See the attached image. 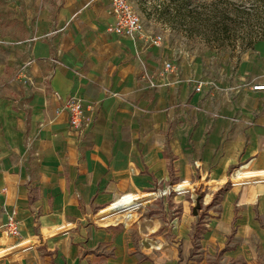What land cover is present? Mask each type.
Wrapping results in <instances>:
<instances>
[{"label":"crops","instance_id":"obj_1","mask_svg":"<svg viewBox=\"0 0 264 264\" xmlns=\"http://www.w3.org/2000/svg\"><path fill=\"white\" fill-rule=\"evenodd\" d=\"M37 14L29 148L0 159V264L181 263L197 218L187 204L173 217L165 203L135 221L118 212L155 209L144 204L155 188L188 181L184 193L210 196L229 180L205 236L224 244L238 229L223 254L264 264V90L251 88L264 77L203 101L190 79L163 73L162 42L108 31L111 0H45ZM71 96L86 107L82 136ZM13 211L19 236L4 229Z\"/></svg>","mask_w":264,"mask_h":264},{"label":"rangeland","instance_id":"obj_2","mask_svg":"<svg viewBox=\"0 0 264 264\" xmlns=\"http://www.w3.org/2000/svg\"><path fill=\"white\" fill-rule=\"evenodd\" d=\"M44 1L0 0V159L10 154L20 155L21 147L29 148L31 100L35 90V74L30 65V49L39 18L37 13L44 6ZM130 1L141 14L145 27L144 36L148 39L155 35L162 36V44L155 47L159 54L150 53L158 57L160 66L167 61H174L177 65L174 74L190 79L194 91L202 93L203 101L216 100L222 90H226L229 86H245L264 77V41L258 42L255 49L249 51L233 44L209 42L195 30L191 33L185 32V26L177 22L172 25L165 23L162 19V11L168 4L173 5L175 0ZM192 1L194 4H200L201 9L207 12L208 5L213 0ZM222 1V7L229 3V0ZM230 1L238 4L250 3V0ZM158 63L151 64L156 66ZM249 77H251L250 81L247 82L245 79L249 80ZM240 79L243 81L240 82ZM198 86H201L200 90L197 89ZM237 168H233L229 174L234 173ZM234 179L243 178L235 174ZM231 185L232 181L229 180L210 196L200 189L196 190L197 196H191L183 192L185 189V192L188 188L192 189V185L186 181L183 184L184 189L171 188L170 193L165 196L148 197L144 200L147 207H151L149 206L151 203H157L155 209L145 210V206H140L137 212L144 208L146 214H152L153 210L163 209L165 203L166 210H163L165 216L183 214L185 204L188 205V212L191 214L193 206L199 200L200 207L191 231L193 243L190 255L178 264H250L243 255L236 257L223 254L224 250L231 246L229 243H234L238 229H236L237 233L233 234L234 237L232 238V235L229 242L224 244L219 239L205 236L211 217L219 210L218 204L224 197L225 188ZM151 192H157V188ZM211 197H213L211 202H204ZM129 216L132 217L131 214ZM258 218L261 220L260 217ZM136 219L135 212L134 221ZM109 221L115 220L109 219ZM262 260L264 261L263 257Z\"/></svg>","mask_w":264,"mask_h":264},{"label":"trees","instance_id":"obj_3","mask_svg":"<svg viewBox=\"0 0 264 264\" xmlns=\"http://www.w3.org/2000/svg\"><path fill=\"white\" fill-rule=\"evenodd\" d=\"M222 2L213 0L206 12L192 0H175L173 5L168 4L162 11V19L166 24L177 22L185 26V32L195 30L209 42L233 44L245 51L254 50L258 42L264 41V0H250L249 4L229 0L225 7H222Z\"/></svg>","mask_w":264,"mask_h":264},{"label":"built area","instance_id":"obj_4","mask_svg":"<svg viewBox=\"0 0 264 264\" xmlns=\"http://www.w3.org/2000/svg\"><path fill=\"white\" fill-rule=\"evenodd\" d=\"M111 7L113 9L114 21L108 27L109 32L115 33L120 37H137L144 34L145 27L141 14L133 6L130 0H111ZM151 40L154 43H161L162 36L157 35L156 37H152ZM176 69L177 65L174 61H167L163 65V73L165 75L174 73ZM251 88L253 90H264V83H255L251 86ZM197 89L200 90L201 86H198ZM64 108L69 115V124L71 130L79 134V136H82L84 133L86 118V107L84 102L77 97L71 96L64 102ZM171 188L172 190H176V185L169 184L163 188H157V192L154 193L159 197L165 196L170 193ZM129 194L131 193L121 195L115 201H117L118 199H122ZM156 196H154L153 198H155ZM114 202H112L111 205L114 204ZM133 205L134 204H131L129 206L121 208V211L118 213H126L127 215L133 214L140 208L141 202L139 201L137 206ZM4 229L10 235H21L20 221L17 218L15 211L11 212L8 215V218L4 223Z\"/></svg>","mask_w":264,"mask_h":264},{"label":"water","instance_id":"obj_5","mask_svg":"<svg viewBox=\"0 0 264 264\" xmlns=\"http://www.w3.org/2000/svg\"><path fill=\"white\" fill-rule=\"evenodd\" d=\"M200 207V202L197 201L196 205L193 207V214L197 215L198 214V209Z\"/></svg>","mask_w":264,"mask_h":264}]
</instances>
